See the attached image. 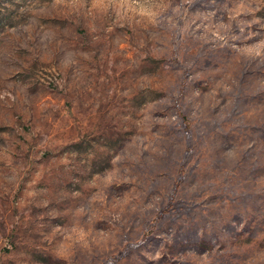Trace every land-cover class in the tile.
Returning a JSON list of instances; mask_svg holds the SVG:
<instances>
[{"label":"rangeland","instance_id":"1","mask_svg":"<svg viewBox=\"0 0 264 264\" xmlns=\"http://www.w3.org/2000/svg\"><path fill=\"white\" fill-rule=\"evenodd\" d=\"M0 264H264V0H0Z\"/></svg>","mask_w":264,"mask_h":264},{"label":"trees","instance_id":"2","mask_svg":"<svg viewBox=\"0 0 264 264\" xmlns=\"http://www.w3.org/2000/svg\"><path fill=\"white\" fill-rule=\"evenodd\" d=\"M183 120H184L185 124H187V119L183 118Z\"/></svg>","mask_w":264,"mask_h":264}]
</instances>
